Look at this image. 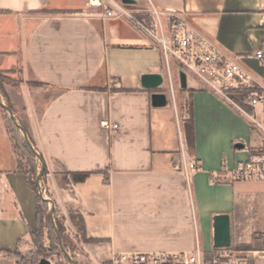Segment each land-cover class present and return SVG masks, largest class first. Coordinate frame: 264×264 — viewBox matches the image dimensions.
Instances as JSON below:
<instances>
[{
  "label": "crops",
  "instance_id": "crops-1",
  "mask_svg": "<svg viewBox=\"0 0 264 264\" xmlns=\"http://www.w3.org/2000/svg\"><path fill=\"white\" fill-rule=\"evenodd\" d=\"M133 4L210 39L264 93V62L255 56L264 46V0ZM114 14L91 10L87 0H0V69L17 66L24 76L6 92L43 158L47 198L82 217L89 255L105 264L114 252L209 249L213 215L229 213L232 225L242 200L250 226H259L264 183L212 176L257 153L251 117L262 119V104L239 92L221 98L192 77L182 88L177 67L171 87L158 43ZM145 73H161L163 84L143 87ZM153 92L167 93V105L153 106ZM106 120L119 128H105ZM182 153L199 164L189 180ZM18 159L0 106V264H18L13 253L37 222V192ZM84 171L85 180L73 179Z\"/></svg>",
  "mask_w": 264,
  "mask_h": 264
},
{
  "label": "built area",
  "instance_id": "built-area-1",
  "mask_svg": "<svg viewBox=\"0 0 264 264\" xmlns=\"http://www.w3.org/2000/svg\"><path fill=\"white\" fill-rule=\"evenodd\" d=\"M92 6L99 7L107 17L115 13L109 6H115L120 14L133 22L134 26L150 39L156 41L161 48L163 61L171 75V60L178 71H183L187 77L199 81L202 87L224 99L228 94L248 92L251 105L261 103L262 119L251 117L252 123L260 135L257 153L244 161H237L232 167L223 166L219 173L212 176L217 182L220 175L228 176L237 182L264 183V93L257 92V85L241 66L226 57L207 37L187 29L175 20L167 22L165 28L160 15L155 10V20L145 15H136L114 0H89ZM255 56L264 62V46L255 51ZM170 86L172 81L170 76ZM231 102V101H230ZM102 125L109 130H117L119 125L108 120ZM183 154V153H182ZM199 170L196 158L188 159L183 154L180 171L189 180L190 176ZM108 264H264V248L235 250L230 247L203 249L197 243L191 251H133L114 252Z\"/></svg>",
  "mask_w": 264,
  "mask_h": 264
},
{
  "label": "rangeland",
  "instance_id": "rangeland-1",
  "mask_svg": "<svg viewBox=\"0 0 264 264\" xmlns=\"http://www.w3.org/2000/svg\"><path fill=\"white\" fill-rule=\"evenodd\" d=\"M116 3L121 5L127 11L136 14V15H145L150 19L155 20V10L151 5L148 4L146 6V11L139 12L136 10L138 6L134 4H124L121 0H114ZM89 3V0H87ZM91 10L101 12V8L92 6L88 4ZM112 10L117 8L115 6H109ZM118 14V13H117ZM114 14L115 17H121L120 20L130 21L124 15H117ZM113 17V16H112ZM165 28H167V22L164 20L163 17H160ZM131 25L134 26L133 22L130 21ZM137 29V28H136ZM171 66L173 71V77H176V64L173 60H171ZM22 78L24 76L18 69V67H14L12 69H0V99L9 106L8 94L6 89L10 86H19V84L23 81ZM190 80V78H189ZM33 83V81H31ZM36 84V83H34ZM177 91V82L175 81L174 91ZM169 92V90H168ZM170 93V92H169ZM171 97V96H170ZM12 109V108H11ZM5 111V118L6 122H9V130H12L14 138L19 142L23 141V133L22 131L17 128L15 123L11 121V118L6 110ZM19 122V121H18ZM21 124V122H19ZM21 157L23 159L24 166L28 170L31 171V179L36 181L37 173L40 169V160L36 158V160L31 161L28 152L25 149L21 150ZM36 171V172H35ZM242 183H249V182H242ZM252 183V182H251ZM40 189L43 191V196H46L44 191V185L41 180ZM52 204L48 202V208L43 205V213L41 215L42 226L40 227L35 225L33 229L32 236L27 240V242L23 243L15 252V257L17 258L18 264H38L40 258H42L41 254H45L51 260L53 264H75L72 260L67 258V256L63 253L59 245V239L56 230L53 227V223L55 224L59 235L61 236V241L64 248L69 253L70 257L76 262V264H105V261H96L95 259L91 258L86 248V243L91 242L89 239L83 236L82 231L80 230L79 224V216L75 214L74 211L68 212L63 214L61 210L53 209V221L50 216V209ZM248 206V201H239L237 206L233 212V220L231 225V246L230 248L235 250H247V249H262L264 248V212L263 203L260 204V207L257 210V223L259 226H250L251 218L245 216L242 213V209ZM49 211L50 220L47 221L46 219V211ZM75 217L74 220H72ZM39 229V230H38ZM42 231L41 237L39 233ZM40 237V238H39ZM39 239V242L36 243L35 240ZM108 264V263H107Z\"/></svg>",
  "mask_w": 264,
  "mask_h": 264
},
{
  "label": "water",
  "instance_id": "water-1",
  "mask_svg": "<svg viewBox=\"0 0 264 264\" xmlns=\"http://www.w3.org/2000/svg\"><path fill=\"white\" fill-rule=\"evenodd\" d=\"M124 4H133L135 3V0H121ZM164 82V77L161 73H145L141 76V85L145 88L148 89H156L160 87ZM179 82L180 86L182 88H185L187 86V75L185 72L180 71L179 72ZM151 102L152 105L155 107H162L167 105L168 103V95L165 92H153L151 94ZM0 106L6 110L11 118V120L16 124V126L22 131L23 136L25 138L26 143L30 146L31 150L33 153L39 158L40 160V169L39 172L37 173L36 176V182L39 187L40 195L44 200H47L52 204L51 209H50V216L53 221V202L51 199L44 197L43 196V191L40 189L41 186V178L44 173L45 165L43 158L41 155L37 152V150L33 147L31 144V141L29 140V137L27 135V132L25 128L23 127L22 124H20L11 109V107L7 104H5L1 99H0ZM238 147H241L242 144H237ZM213 247L216 248H227L231 246V220H230V214L229 213H217L213 215ZM53 227L57 232L58 239H59V245L63 253L67 256L70 261L72 260L75 264L76 262L70 257L69 253L67 250L64 248L62 241H61V236L59 235L57 228L55 224L53 223ZM38 264H53L51 260L47 257H42L40 258Z\"/></svg>",
  "mask_w": 264,
  "mask_h": 264
},
{
  "label": "trees",
  "instance_id": "trees-1",
  "mask_svg": "<svg viewBox=\"0 0 264 264\" xmlns=\"http://www.w3.org/2000/svg\"><path fill=\"white\" fill-rule=\"evenodd\" d=\"M248 92H244V95L245 96H248ZM11 107V106H10ZM12 108V107H11ZM12 121V120H11ZM13 122V121H12ZM14 123V122H13ZM7 125H8V127H9V122L7 123ZM16 126V125H15ZM17 127V126H16ZM18 128V127H17ZM10 131V133H11V136H12V139H13V142H14V145H15V148H16V150H17V153H18V155H19V159H18V169L19 170H21V171H24L27 175H28V177H27V179H28V182H29V184L33 187V189L37 192V196H38V199H37V222H36V225H37V227L39 226L40 227V225L42 226V222H43V220L42 221H40L41 220V215H42V213H43V205H45L46 206V208H48V201L47 200H44L43 198H42V196L40 195V191H39V187H38V184H37V182L34 180L33 181V179H31V171H33L34 169H32V170H28L25 166H24V163H23V159H22V157H21V150L22 149H25L26 150V152H28V154H29V156H30V158H32L31 159V161H34V160H36V158H37V156L33 153V151L31 150V148H30V146L26 143V141H25V138H24V136L22 137L23 138V141L24 142H18L17 140H16V138H14V135H13V132H12V130H9ZM34 172V171H33ZM36 172V171H35ZM89 174H90V172H88V171H84V172H73L72 173V176H73V179L75 180V181H77V182H79V181H83V180H85L88 176H89ZM43 179V177L41 178V180ZM229 181H231V179L228 177V176H226V175H220L218 178H217V182H219V183H222V182H229ZM55 210V209H54ZM46 219H47V221L48 220H50V216H49V211L47 210L46 211ZM78 215V214H77ZM79 216V224H78V226L80 227V230L81 231H83V227H84V223H83V219H82V217L80 216V215H78ZM73 219L72 220H74L75 219V217H72ZM39 230V229H38ZM40 232V231H39ZM32 234H34L33 233V231L31 232V236H32ZM41 235H42V231L39 233V236L41 237ZM39 237V238H40ZM35 242L36 243H38L39 242V239H37V240H35ZM66 248V247H65ZM13 255H16V252H14L13 253ZM42 255V257H47L48 258V256H46L45 254H41Z\"/></svg>",
  "mask_w": 264,
  "mask_h": 264
}]
</instances>
